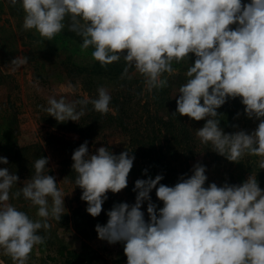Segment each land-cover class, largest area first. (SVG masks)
I'll return each mask as SVG.
<instances>
[{"label":"clouds","instance_id":"9594fccd","mask_svg":"<svg viewBox=\"0 0 264 264\" xmlns=\"http://www.w3.org/2000/svg\"><path fill=\"white\" fill-rule=\"evenodd\" d=\"M24 11L23 29L35 30L51 41L65 27L82 38L81 51L90 47L91 57L107 67L123 59L121 78L129 69L143 78L144 90L167 86L168 76L177 73L173 64L188 63L186 82L178 88L173 116L205 120L195 135L204 145L231 162L257 156L264 169V0H10ZM235 25V27H230ZM27 63L16 57L11 65ZM75 93L78 85L69 84ZM97 96L67 101L50 96L42 110L58 122H77L87 106L107 115L112 97L105 87ZM177 96V95H176ZM241 98L244 114L258 120L251 133L227 134L219 126L218 109L228 99ZM202 101V102H201ZM79 106V110H78ZM240 114L237 113V116ZM75 188L86 212L98 217L107 193L121 192L135 157L130 151L115 154L107 147L89 153L84 141L71 156ZM48 157L34 161V174L15 193L19 177L0 168V253L13 264H28L34 246L45 243L40 230L49 220L65 214V194L56 178L45 172ZM0 164L8 159L0 156ZM48 169V168H47ZM147 174V169L144 170ZM206 167L197 163L190 176H181L168 186L164 179H137L135 203H116L106 213L105 225L97 224L98 238L110 245L122 243L127 264H264V189L255 175L242 184L210 183ZM163 203L158 208L150 193ZM11 193V195H10ZM38 208L37 217L9 203L20 196ZM147 202V215L142 205Z\"/></svg>","mask_w":264,"mask_h":264},{"label":"rangeland","instance_id":"374dc122","mask_svg":"<svg viewBox=\"0 0 264 264\" xmlns=\"http://www.w3.org/2000/svg\"><path fill=\"white\" fill-rule=\"evenodd\" d=\"M250 0H242V3H248ZM3 11L0 15V72L5 75L0 82V108L11 106V111L15 115L14 130L20 144L31 145L38 144L49 158L45 172L56 178L58 187L65 194L64 206L65 214L60 221L49 220L50 228L40 230L38 234L45 237V243L34 246L28 264H63V257L57 254L59 247L67 249L80 250L84 245L100 255L99 264H127V258L124 254L122 243L109 244L98 238L95 230L97 224L105 225L108 220L106 213L116 203L127 202L135 203L136 193L133 191L135 181L144 179L139 175L135 181L128 177V185L125 189L117 194L110 191L107 193L108 199L102 205L104 214L101 219L90 218L86 212L87 204L80 199L81 189L75 188L74 180L63 171L62 160L66 157L67 152L58 145H55L56 138H62L68 141L77 142L79 134L72 130H64L60 127L59 122L48 113L42 110L47 107V100L50 96L59 99L63 96L67 101H74L83 97L84 94L89 96L88 90L82 83L83 73L77 74L73 66H87L93 59L91 52L93 49L81 51L80 45L76 42H68L63 36H56L55 50L47 49L49 40L42 38L35 30L21 31L16 20V16L23 12L19 4L12 6L10 0H1ZM24 18V17H23ZM230 27H235L232 25ZM189 56H191L189 54ZM16 57H26L27 63L14 67L11 61ZM188 63L173 64V67L179 71H186ZM96 87L107 88L106 81L95 78ZM69 84L79 86L75 93L69 90ZM177 95V96H176ZM172 97L177 98L178 92L175 90ZM240 100V99H239ZM224 106L228 108L225 109ZM229 110V111H228ZM220 114L219 126L227 134L240 130L251 133L257 127L259 121L250 119L244 114V105L234 107L232 101H228L218 110ZM230 112V113H227ZM237 113L240 115L237 116ZM230 118L232 125H229ZM128 137L119 129H107L94 138L93 143H88L89 153L95 154L99 147H107L115 154L128 150ZM79 143L78 146H80ZM213 156L198 155L190 160V175L195 164L200 163L206 167L208 183L227 182L228 170L231 161H228L221 155ZM257 156H245L243 160L249 164L252 172L246 174L255 175L261 189H264V169H259ZM72 160V159H71ZM73 162V161H72ZM214 164V169L210 168ZM19 181L11 189L15 193L26 177L18 176ZM245 179V180H246ZM10 193V195H11ZM78 194V196H77ZM152 202L157 204L155 189L150 193ZM9 203L13 204L18 210L26 212L32 219H39L36 213L38 208L31 206L21 195L19 198L10 199ZM142 211L147 215V202L142 205ZM0 264H13L10 257L0 253Z\"/></svg>","mask_w":264,"mask_h":264},{"label":"trees","instance_id":"16d2710c","mask_svg":"<svg viewBox=\"0 0 264 264\" xmlns=\"http://www.w3.org/2000/svg\"><path fill=\"white\" fill-rule=\"evenodd\" d=\"M2 11L0 0V15ZM23 17L24 11L16 16V20H19L17 26L21 31H25L22 26ZM28 34L30 33L28 32ZM56 36H63L66 41L71 43L76 42L79 45L82 43V38L69 31L67 26ZM55 37L47 44V49L55 50L57 46ZM190 55L189 60L193 64L195 55ZM124 67L123 59L106 68L101 67L100 63L94 60L87 66H73L72 69L77 74L83 73L82 83L88 90L90 98H95L98 94L95 78L108 83L106 89L112 97L110 107L115 114L110 112L107 115H101L95 112L92 105L89 104L85 115L79 121L59 122L62 129L75 131L80 137L77 142L64 140L60 137L54 140L55 145L67 152L61 162L63 171L75 179L76 174L71 167L73 163L71 156L73 151L79 147L78 144L84 141L91 144L99 134L112 128L119 129L129 139L128 151L135 157L129 174L131 181H135L139 175L147 179L149 176L155 178L156 175L161 174L164 179L160 183L174 186L181 176H185V178L190 176L191 159L198 155L213 156L212 158L216 162L214 155L219 154L214 152L210 145L202 144L195 135L196 130L203 127L206 121L197 122L187 116L172 115L176 109V98L172 97V94L175 90L178 92L179 86L186 82V71H179L171 76L165 74L168 81L167 86L148 93L144 90L143 78L140 74L135 73L134 69H129L131 79L121 78ZM4 76L0 72V82L3 81ZM82 98L79 96L77 99ZM228 101H232L234 107L242 108L241 98L228 99ZM11 109V106L0 108V156L8 159V164H0V168L7 167L13 174L31 178L34 174V161L40 157H46V153L38 144L19 143L14 130L15 115ZM228 120L231 126L232 122L229 117ZM210 168L214 169V164H210ZM228 168L227 176L232 183L242 184L246 179V174L252 172L245 160L230 162ZM145 169H147V174L144 173ZM224 181L222 179V182ZM222 182L214 183L222 186ZM208 184L206 181L205 187ZM157 207H163V203L159 200ZM103 214L102 211L98 217L91 216L90 218L101 219ZM57 254L63 257V264H99L100 259L97 252L90 250L85 245L80 250L59 247Z\"/></svg>","mask_w":264,"mask_h":264}]
</instances>
